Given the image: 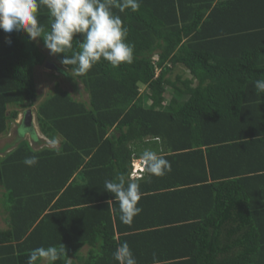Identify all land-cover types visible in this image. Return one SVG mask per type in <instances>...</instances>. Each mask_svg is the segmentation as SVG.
Listing matches in <instances>:
<instances>
[{"label": "trees", "instance_id": "trees-1", "mask_svg": "<svg viewBox=\"0 0 264 264\" xmlns=\"http://www.w3.org/2000/svg\"><path fill=\"white\" fill-rule=\"evenodd\" d=\"M113 12L129 29L132 63L101 60L72 76L61 61L79 42L54 55V70L82 86L77 98L57 82L37 101L43 39L0 30V133L33 106L42 135L0 156V264H27L48 246L65 248L55 264H116L124 242L137 264H264V94L254 88L264 0H140ZM37 15L46 34L50 15ZM145 149L171 171L131 177ZM121 173L142 193L130 225L104 190Z\"/></svg>", "mask_w": 264, "mask_h": 264}, {"label": "clouds", "instance_id": "clouds-1", "mask_svg": "<svg viewBox=\"0 0 264 264\" xmlns=\"http://www.w3.org/2000/svg\"><path fill=\"white\" fill-rule=\"evenodd\" d=\"M41 7L48 11L51 18V30L46 34H42L43 28L38 21L37 14ZM139 7L140 0H0V30L5 33L24 32L29 41L41 37L50 55L66 54L73 48V41H78L79 51L71 56L65 55L61 63L73 66L69 69L72 76H83L101 60L114 68L122 63H132L134 46L126 42L129 29L113 9L124 12L137 11ZM77 34L82 39H74ZM7 42L10 44L11 40ZM47 62L51 65L52 61ZM254 88L258 94H264V79L255 80ZM21 121L23 123V118ZM35 126L33 117L32 126L28 127L34 129ZM36 163L35 156L24 159L27 166ZM132 165L130 175L133 178H142L146 173L151 179L152 176L160 177L171 171L170 161L150 149L141 152ZM138 178L128 179L121 173L115 180L104 181V190L113 193L119 205V219L123 224L130 225L142 211L137 206L142 196ZM62 252H65L64 247L36 248L29 254L27 264H55ZM113 259L116 264H137L127 242L117 246Z\"/></svg>", "mask_w": 264, "mask_h": 264}, {"label": "rangeland", "instance_id": "rangeland-1", "mask_svg": "<svg viewBox=\"0 0 264 264\" xmlns=\"http://www.w3.org/2000/svg\"><path fill=\"white\" fill-rule=\"evenodd\" d=\"M40 49H41V52L46 55V59H45L44 64L35 67L34 79L37 83V92H38V94H40V98H38L37 101L42 99L44 97L43 95L50 93L54 89V87L56 86L57 82L60 86L72 91L73 95L76 98L80 97L79 91H82V86L78 85L75 82L71 83L70 81H68L67 76H66L68 73L62 74V73H59V71H57V70L55 71L53 68L46 66L45 64H46L47 60L54 62V59H53L54 55H50L49 50L46 47L44 48L42 45H40ZM176 69L182 70V68L180 66H178ZM75 84H77V85H75ZM167 91H171L169 89V87H167ZM33 109H34V107L32 106V110ZM34 129L35 130L38 129L37 125L34 127ZM0 196H1V194H0ZM2 209H3L2 205L0 204V212L2 211ZM0 224L3 225V222L1 221ZM4 224H5V221H4Z\"/></svg>", "mask_w": 264, "mask_h": 264}, {"label": "crops", "instance_id": "crops-1", "mask_svg": "<svg viewBox=\"0 0 264 264\" xmlns=\"http://www.w3.org/2000/svg\"><path fill=\"white\" fill-rule=\"evenodd\" d=\"M24 111L25 109H20L17 118L11 123V127L7 130V132L0 133V156L3 155L4 152H8L12 148H14L21 139H28L29 142L34 144L31 134H34L36 137H42V135L38 133L37 130L33 131L32 130L33 128H31V130H29L30 127H28L29 129L17 128V127L22 128L20 124H23L21 120L23 118ZM31 111L34 117V111L32 110V106H31ZM34 122H35V117H34ZM0 215H1L0 222L1 221L3 222V225L0 224V227H5L4 219H3L5 213L3 209L0 212Z\"/></svg>", "mask_w": 264, "mask_h": 264}, {"label": "water", "instance_id": "water-1", "mask_svg": "<svg viewBox=\"0 0 264 264\" xmlns=\"http://www.w3.org/2000/svg\"><path fill=\"white\" fill-rule=\"evenodd\" d=\"M49 62H46V66H49L51 68H57V66L51 62V65L48 64ZM32 120H33V114H32V111H31V108H27L25 111H24V114H23V125L24 126H32Z\"/></svg>", "mask_w": 264, "mask_h": 264}]
</instances>
